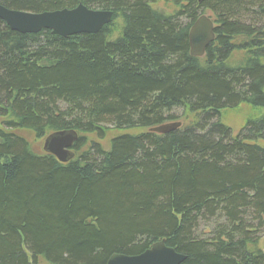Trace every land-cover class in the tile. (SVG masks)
Masks as SVG:
<instances>
[{"label": "trees", "instance_id": "obj_1", "mask_svg": "<svg viewBox=\"0 0 264 264\" xmlns=\"http://www.w3.org/2000/svg\"><path fill=\"white\" fill-rule=\"evenodd\" d=\"M78 5L112 12L110 24L61 38L0 20V264H105L161 240L181 264H264V117L236 135L220 122L264 107V0H0L33 14ZM204 12L214 40L196 58L188 32ZM178 109L194 122L150 131ZM110 129L143 131L85 147ZM13 130L74 131V158L36 153Z\"/></svg>", "mask_w": 264, "mask_h": 264}, {"label": "water", "instance_id": "obj_2", "mask_svg": "<svg viewBox=\"0 0 264 264\" xmlns=\"http://www.w3.org/2000/svg\"><path fill=\"white\" fill-rule=\"evenodd\" d=\"M0 20L12 31L19 34H37L42 30L61 38L80 34H95L110 24L112 12L91 10L83 5L73 9L51 12L26 13L8 10L0 6ZM214 40V24L205 15L199 16L188 32L190 56L200 58ZM180 128L174 122L151 129L158 135H165ZM74 131H57L47 135L42 144L44 153L53 156L59 163L66 164L72 158L71 149L77 141ZM185 257L174 249L165 246L164 241L151 245L149 249L136 256L114 254L105 264H181Z\"/></svg>", "mask_w": 264, "mask_h": 264}, {"label": "rangeland", "instance_id": "obj_3", "mask_svg": "<svg viewBox=\"0 0 264 264\" xmlns=\"http://www.w3.org/2000/svg\"><path fill=\"white\" fill-rule=\"evenodd\" d=\"M153 7L157 10L167 12V13H172L174 11V8L168 3L166 4L158 3V4H155ZM203 15H205L206 17H208L209 19L213 21L211 14H209L208 12H204ZM239 42L240 41H238L237 43ZM245 53L246 52L243 50L241 51L236 50L232 54L231 58L229 59V64L231 65L238 64L240 61L244 59ZM173 115L175 116V120L168 121L166 123L179 122L181 126L185 127L193 123L195 120L193 115H190L179 109L173 111ZM261 117H264V107H251L249 105H240L238 108L234 110H227V111L221 112L220 122L224 124L226 127H228L231 130L233 135H236L243 128L247 119H251V118L256 119V118H261ZM1 122L2 120H0V128H1ZM142 131L143 130H140V129L124 130V131H116L114 129H110L106 133V136L104 137V139L102 140L96 138L93 135H87L85 139L87 140L88 143L85 147H88V144L93 142V143L99 144L104 150H106L108 149V146H109L108 143L111 138L118 136L120 134H133L134 135ZM11 132L25 139L36 153L42 152L43 139L36 140L31 133L23 131V130L22 131L13 130ZM259 145L264 147V142H259ZM82 151H85V150L83 149ZM263 245H264V235L261 236L259 243H258V247H257L258 250H260L262 253H264ZM36 264H47V263L43 261L42 259H38L36 260Z\"/></svg>", "mask_w": 264, "mask_h": 264}]
</instances>
